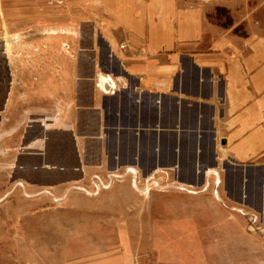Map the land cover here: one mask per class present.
<instances>
[{
    "label": "crops",
    "instance_id": "1",
    "mask_svg": "<svg viewBox=\"0 0 264 264\" xmlns=\"http://www.w3.org/2000/svg\"><path fill=\"white\" fill-rule=\"evenodd\" d=\"M47 1L0 0V156L28 147L80 182L191 154L193 179L220 188L165 194L212 213L214 263L264 264V0ZM29 40L45 51L16 70Z\"/></svg>",
    "mask_w": 264,
    "mask_h": 264
},
{
    "label": "rangeland",
    "instance_id": "2",
    "mask_svg": "<svg viewBox=\"0 0 264 264\" xmlns=\"http://www.w3.org/2000/svg\"><path fill=\"white\" fill-rule=\"evenodd\" d=\"M47 4L66 8L61 0ZM27 42L14 52L16 70L31 67L45 51L44 44ZM79 129L84 132L82 124ZM30 151L23 147L0 156V264H223L213 262L212 213L181 212L185 199L165 194L220 188L218 180L193 179L191 154L181 171L142 175L133 168L103 167L84 181L66 182L59 180L67 170L37 167L26 155ZM227 170L226 186L233 189L240 167Z\"/></svg>",
    "mask_w": 264,
    "mask_h": 264
},
{
    "label": "built area",
    "instance_id": "3",
    "mask_svg": "<svg viewBox=\"0 0 264 264\" xmlns=\"http://www.w3.org/2000/svg\"><path fill=\"white\" fill-rule=\"evenodd\" d=\"M111 84H112V88H111V90H114L115 89V84H113L112 82H111Z\"/></svg>",
    "mask_w": 264,
    "mask_h": 264
}]
</instances>
